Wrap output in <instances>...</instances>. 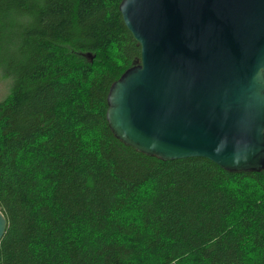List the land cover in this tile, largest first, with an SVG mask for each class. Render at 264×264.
<instances>
[{"label": "trees", "instance_id": "obj_1", "mask_svg": "<svg viewBox=\"0 0 264 264\" xmlns=\"http://www.w3.org/2000/svg\"><path fill=\"white\" fill-rule=\"evenodd\" d=\"M122 0H0V264H264V172L161 162L110 132L139 48Z\"/></svg>", "mask_w": 264, "mask_h": 264}, {"label": "water", "instance_id": "obj_2", "mask_svg": "<svg viewBox=\"0 0 264 264\" xmlns=\"http://www.w3.org/2000/svg\"><path fill=\"white\" fill-rule=\"evenodd\" d=\"M139 58L106 97L112 135L170 162L264 172V0H122ZM7 223L0 212V241Z\"/></svg>", "mask_w": 264, "mask_h": 264}, {"label": "rangeland", "instance_id": "obj_3", "mask_svg": "<svg viewBox=\"0 0 264 264\" xmlns=\"http://www.w3.org/2000/svg\"><path fill=\"white\" fill-rule=\"evenodd\" d=\"M9 94V84L0 76V103L8 96Z\"/></svg>", "mask_w": 264, "mask_h": 264}]
</instances>
